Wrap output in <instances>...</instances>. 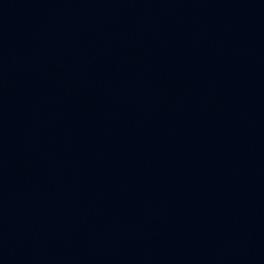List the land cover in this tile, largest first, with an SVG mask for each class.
Wrapping results in <instances>:
<instances>
[{"label": "water", "instance_id": "obj_1", "mask_svg": "<svg viewBox=\"0 0 264 264\" xmlns=\"http://www.w3.org/2000/svg\"><path fill=\"white\" fill-rule=\"evenodd\" d=\"M0 264H264V0H0Z\"/></svg>", "mask_w": 264, "mask_h": 264}]
</instances>
